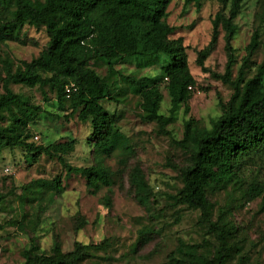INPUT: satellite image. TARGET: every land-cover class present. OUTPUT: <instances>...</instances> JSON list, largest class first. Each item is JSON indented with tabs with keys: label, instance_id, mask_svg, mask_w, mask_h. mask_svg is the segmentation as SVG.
I'll use <instances>...</instances> for the list:
<instances>
[{
	"label": "trees",
	"instance_id": "trees-1",
	"mask_svg": "<svg viewBox=\"0 0 264 264\" xmlns=\"http://www.w3.org/2000/svg\"><path fill=\"white\" fill-rule=\"evenodd\" d=\"M222 8L213 19V33L209 44L198 52L197 63L203 71L206 59L215 48L221 28L226 31L228 61L225 72L212 76L230 86L229 101L222 102V114L203 127L195 118L185 121L183 138L173 139L175 145L187 152L188 164L180 170L183 187L174 196L177 204L200 209L202 221L216 230L218 245L212 253L201 251L200 243L179 239L166 262L162 264H230L236 247L230 243L232 227L222 214L212 219L209 194L226 189L241 174L264 158V57L252 76H247L246 60L264 42L256 30L247 46L248 57L234 76L236 62L232 39L238 30L235 23L248 0H218ZM172 0H0V37L24 43L25 26L44 27L49 41L38 57L16 62L7 55L1 59L0 82V150L21 148L30 161L45 154L55 157L67 174H80L86 179L88 191L97 194L114 184L115 173L106 166H74L66 161L76 141L52 142L48 145L31 141L30 124L42 112L23 94L15 92L12 84L31 88L49 86L56 93L60 106L69 102L71 116L77 115L89 122L96 151L111 156L118 149L131 150L128 136L116 124L114 114L104 102L122 100L131 92L140 97L142 120L155 122L160 134L172 136L168 126L174 122L176 110L192 97L197 80L192 74L187 47L182 37L171 38L176 27L167 22L168 7ZM200 10L203 0H185ZM6 11V13H4ZM130 58L140 66L148 67L161 62L160 73L151 76L125 75L115 65ZM99 61L108 66L105 75L96 70ZM117 75H119L117 77ZM125 84V88L121 86ZM171 98L168 115L160 112L164 98L162 84ZM75 88L68 93L67 86ZM36 136V135H35ZM34 136V138H35ZM130 183L136 199L145 208L150 207L152 189L140 165L130 172ZM65 190L61 175L53 179H36L22 187V201L46 202ZM264 193V185L252 181L245 190V202H251ZM264 198V197H263ZM4 197L0 195V202ZM107 202L111 204L110 197ZM105 244L103 241L101 247ZM92 246L76 244L64 252L57 244L50 254L40 251L36 239L23 252V264H81Z\"/></svg>",
	"mask_w": 264,
	"mask_h": 264
},
{
	"label": "rangeland",
	"instance_id": "rangeland-1",
	"mask_svg": "<svg viewBox=\"0 0 264 264\" xmlns=\"http://www.w3.org/2000/svg\"><path fill=\"white\" fill-rule=\"evenodd\" d=\"M221 8L218 0H203L200 10L193 3L186 5L185 0H172L168 7L167 22L176 27L171 38H183L189 67L197 80L188 101L190 111L186 112L185 104H181L174 122L168 126L172 136L160 134L155 122L142 120L140 97L128 91L122 100H106L104 105L128 136L131 150L118 149L106 156L96 151L90 123L80 121L77 115L71 116L69 102L60 106L55 91L49 86L11 85L15 92L42 107L41 115L30 124L31 141L48 145L74 139L75 148L66 154V161L74 166L109 167L115 173V181L111 187L91 194L86 179L80 174H67L64 165L55 157L42 154L30 161L19 147L0 150V195L4 197L0 202V264H23V252L30 248L33 239L40 251L47 254L57 244L64 252L73 251L77 243L92 246L81 264H162L176 249L179 239L200 243L201 251L206 253L214 251L218 245L216 230L201 220V210L174 201L183 187L180 170L188 164L189 155L175 145L173 139L183 138L185 121L191 117L201 126L210 128L212 121L222 114L221 101L225 103L230 99V86L212 76V73H224L228 61L223 28L205 61L208 71H203L197 63L198 52L211 40L213 19ZM235 23L238 30L232 39L236 57L234 76L245 64L247 46L256 30L264 42V0H248ZM21 36L24 43L0 37V65L7 55L16 62L29 61L38 57L48 45L44 27L27 25ZM263 57L261 46L246 60L247 76L254 74ZM136 59L122 61L115 67L125 75L160 73L161 62L143 67ZM96 70L105 75L108 66L99 61ZM121 86L127 87L122 82ZM162 91L160 112L168 115L171 98L165 82ZM35 135L39 139H35ZM135 165H140L152 189L148 209L138 202L130 183V172ZM7 167L11 171L7 172ZM58 175L62 176L65 190L53 201L42 207L37 202L22 201L24 185ZM254 180L264 185V158L252 163L237 182L209 194L212 219L217 221L222 214L232 227L230 243L236 250L230 264H264V193L248 203L244 199L245 190ZM108 197L111 204L107 202ZM103 241V246H95Z\"/></svg>",
	"mask_w": 264,
	"mask_h": 264
},
{
	"label": "built area",
	"instance_id": "built-area-1",
	"mask_svg": "<svg viewBox=\"0 0 264 264\" xmlns=\"http://www.w3.org/2000/svg\"><path fill=\"white\" fill-rule=\"evenodd\" d=\"M74 88H75L74 84L67 86V92L70 93ZM35 139H39V136L36 135ZM6 170H7V172H9V171H11V168L7 167Z\"/></svg>",
	"mask_w": 264,
	"mask_h": 264
}]
</instances>
